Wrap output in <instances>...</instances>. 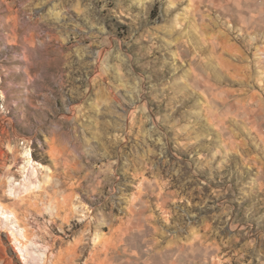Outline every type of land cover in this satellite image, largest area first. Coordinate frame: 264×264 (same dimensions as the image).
<instances>
[{
  "label": "rangeland",
  "instance_id": "1",
  "mask_svg": "<svg viewBox=\"0 0 264 264\" xmlns=\"http://www.w3.org/2000/svg\"><path fill=\"white\" fill-rule=\"evenodd\" d=\"M0 264H264V0H0Z\"/></svg>",
  "mask_w": 264,
  "mask_h": 264
},
{
  "label": "crops",
  "instance_id": "2",
  "mask_svg": "<svg viewBox=\"0 0 264 264\" xmlns=\"http://www.w3.org/2000/svg\"><path fill=\"white\" fill-rule=\"evenodd\" d=\"M223 4L234 3V0H221Z\"/></svg>",
  "mask_w": 264,
  "mask_h": 264
},
{
  "label": "bare ground",
  "instance_id": "3",
  "mask_svg": "<svg viewBox=\"0 0 264 264\" xmlns=\"http://www.w3.org/2000/svg\"><path fill=\"white\" fill-rule=\"evenodd\" d=\"M29 163H32V161H30ZM4 214V213H3ZM6 218H8V216H5ZM10 225V224H9ZM13 234V233H12ZM19 246H21V248L19 249L21 252H23V245L20 243ZM23 256L25 257V255L23 254Z\"/></svg>",
  "mask_w": 264,
  "mask_h": 264
}]
</instances>
